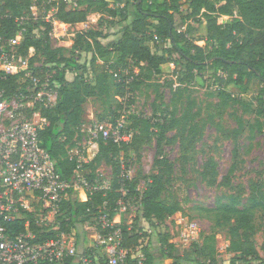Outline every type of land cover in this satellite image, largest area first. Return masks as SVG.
I'll use <instances>...</instances> for the list:
<instances>
[{
	"label": "trees",
	"instance_id": "obj_1",
	"mask_svg": "<svg viewBox=\"0 0 264 264\" xmlns=\"http://www.w3.org/2000/svg\"><path fill=\"white\" fill-rule=\"evenodd\" d=\"M69 1L0 0V35L12 38L22 27L26 28L20 48L22 56L28 57L34 49L30 66L33 68L38 62L42 63V67L36 69L39 75L55 72L50 83L58 90L59 99L54 108L41 109L48 125L40 131V140L56 162L61 176L72 181L80 171L77 158L71 157L69 151L81 139L89 100L100 102L104 107L103 112L96 115L99 122L115 123L125 111L121 99L129 92L146 88L155 94L154 112L147 117L133 115L128 118L129 129L135 132L129 145L119 147L102 140L98 143L99 150L88 166L90 173L86 179L89 183L94 182L97 177L95 166L104 162L113 170L110 190L89 193L85 202L72 194L61 203L55 224L50 226L40 223L39 209L23 211L20 220L7 225L9 236L32 232L35 243H46L62 235H75L78 242L84 240L88 233L100 230L98 217L102 211L110 217L115 215L118 202L124 198L122 189L126 190V199L140 201V219L153 227L172 220L184 211V205L169 194L175 182L176 165L165 149L179 146L180 168L182 173H187L196 163L197 146L204 139L207 126L213 125L226 140L233 141L234 149L233 164L218 184L230 194L218 198L214 208L193 209L198 218L211 224V232L204 233L203 245L184 259L172 243V234H158L156 255L149 250L151 242L144 251L149 262L154 264H185L184 260L191 259L195 252L204 260L211 259V264H219L216 238L220 232L228 230L229 251L237 255L233 262L264 264L254 242L258 231L256 216L258 213L264 216V170L263 179L251 181L249 190L233 184L239 165L244 163L240 141L245 138L251 149L256 136L264 135V0H142L141 4H138L139 0H116L118 6L123 5L117 9L111 8L109 0H76L77 8L71 7ZM33 5L39 7L37 20L31 15ZM130 7L133 8L132 22L123 28L118 41L108 45L103 43L107 37L89 30L78 33L70 47L64 39H58V45L54 46L53 27L42 20L43 11H46L53 12L52 19L70 26L86 23L95 14L127 22ZM21 17L28 18L23 25L16 22ZM224 17L228 20L224 21ZM203 20L206 26L204 47L198 46L194 39V24ZM37 31L38 36L35 35ZM155 37L158 41L152 47ZM81 51L91 55L92 75L82 74L70 82L69 69L87 71L85 65H78L74 59V54ZM171 64L176 68L174 74L178 75L180 84L176 89L173 80L161 82L165 76L164 67ZM135 68L139 69V75L128 91L123 83L124 72L132 74ZM20 77L10 76L0 82L7 97L20 93L30 97L27 83ZM198 80H205L206 96L214 100L205 108L192 97V88ZM230 85L244 92L253 90L254 97L248 100L235 95L228 90ZM166 89L172 94L169 104L165 103ZM225 115L235 122V128H223ZM154 141L155 173L146 179L145 189L140 193L137 179L122 177L120 157L127 158L130 150L140 152ZM217 166L216 160L210 157L201 167V178L208 187L217 186ZM128 228L124 227L123 245L134 251L146 235L136 232L135 227L131 231ZM79 263L77 258L64 261V264Z\"/></svg>",
	"mask_w": 264,
	"mask_h": 264
},
{
	"label": "built area",
	"instance_id": "obj_2",
	"mask_svg": "<svg viewBox=\"0 0 264 264\" xmlns=\"http://www.w3.org/2000/svg\"><path fill=\"white\" fill-rule=\"evenodd\" d=\"M73 6L77 8V3ZM31 15L33 20L39 18L37 5L31 7ZM42 15V20L53 27L52 39L67 37V31L73 26L52 19L53 12L43 11ZM27 19L21 17L16 22L23 25ZM58 26L63 27L61 32H58ZM26 33L27 29L22 27L15 37L0 35V82L10 76L20 75L21 81L27 83L26 90L30 95L29 98L22 93L7 97L5 90L0 87V264H61L78 255L76 236L62 235L46 243H35L32 232L9 236L7 225L20 220L23 211L35 212L41 209L46 216L50 217L51 214L55 217L61 203L72 194L79 201L78 197L83 194L87 201L89 193L107 191L108 187H105L107 182L101 178L89 183L85 177L78 175L79 172L75 180L67 181L58 172L50 153L42 146L40 131L48 125V121L42 117L41 109L54 108L59 93L49 78L36 72L39 68L37 64L33 68L30 66V59L34 56L32 52L35 53V50L31 49L28 57L22 56L20 48ZM155 40L158 41V38L155 37ZM71 45L72 40L67 46ZM170 66L175 73V66ZM174 73L164 76L161 82L173 80L176 89L180 84L178 75ZM138 75V68L132 74L124 72L123 83L128 91ZM134 136L135 132L129 129L128 117L124 113L115 123L96 121L91 125L85 124L81 129L80 141L74 150L69 151V155L75 154L81 170L85 153L101 140L122 147L129 145ZM121 175L130 179L123 165ZM121 193L124 198L118 202L115 215L110 217L102 211L98 217L100 230L90 235L92 248L99 251V254L82 255L80 264H154L149 262L144 249L139 247L133 251L123 245L124 227L128 226L129 231L133 229L124 222V218L130 211L136 213L140 207L132 210L128 198H125L126 190L122 189ZM175 228L172 230V243L181 258H186L196 247L203 245L204 228L200 222L188 220L184 223L175 220ZM234 259L224 264H247L241 260L233 262ZM184 261L185 264L212 263L211 259L198 257L196 252L191 259Z\"/></svg>",
	"mask_w": 264,
	"mask_h": 264
},
{
	"label": "rangeland",
	"instance_id": "obj_3",
	"mask_svg": "<svg viewBox=\"0 0 264 264\" xmlns=\"http://www.w3.org/2000/svg\"><path fill=\"white\" fill-rule=\"evenodd\" d=\"M75 1L76 0H70L69 5L72 7L73 4L76 3ZM115 1L116 0H109L111 8L113 9L119 8L118 4H116ZM122 7L123 5H120V8ZM132 13L133 8L130 7V14L127 22L122 21L121 18L113 19L100 14L91 15L86 23L78 24L71 27L67 31V37L64 40L70 42L71 40H73L74 35L76 36L78 33L93 30L97 31L98 33H101L103 37H107L105 40H103V43L105 45H108L109 43L118 41L120 39L121 31L123 30V28L127 24H130L132 22ZM227 19L228 17H224V21H226ZM194 27L196 29L194 39L197 44L204 47L205 43L203 39L206 37V26L204 20L199 24H194ZM57 28L58 32H61L63 29L62 26H58ZM38 33L39 32L37 31L35 35L38 36ZM156 42L157 41L151 43V46L154 47L156 45ZM53 45H58V40L55 38H53ZM32 54L35 53L32 52ZM67 56H70L69 52L67 53ZM74 59L78 62V65H85L87 67V71L84 73L82 70H78L75 68L69 69V81L73 82L76 77L82 74L91 77L93 68L92 65H90L91 55L85 51L76 52L74 54ZM37 65L39 66V68L42 67V63L40 62H38ZM163 71L165 76H169L174 73L172 66L169 65L165 66ZM54 75V71H48L46 73L43 72V75L41 76L52 80ZM192 89V97L195 98L198 103L203 106V108H205L208 103H214V100H211L206 96L207 83L205 82V80H198L196 85H194ZM228 90L233 94L244 97L248 100L254 97L253 90L249 92H244L233 85H230L228 87ZM164 94L165 103L169 104L172 99V94L168 89L164 91ZM154 99L155 94L153 93V91L147 90L146 88H142L135 93H128L126 98L121 99V102L124 104L125 107L124 114H126L128 118L133 115L151 116L154 112ZM103 109L104 107L100 102L89 100L86 104L85 124L91 125L94 122L98 121L96 115L102 113ZM204 116H206V114H204ZM222 126L225 130H231L236 127V124L232 119L228 117V115H225L222 121ZM216 140H218V142H216ZM240 143L243 147L241 154L244 163L239 165V170L233 179V184L236 187L242 185L249 190V185L251 181H260L263 179L264 135L256 136L255 140L251 142V149L250 142L247 141L245 138L242 139ZM75 148L76 146L72 149L74 150ZM233 149L234 144L232 140H226L221 133L217 132L216 128L213 125L207 126L205 137L202 142H200L197 146L196 163L188 168L187 173H182L179 163V146L175 145L166 147V154L168 155L169 159L176 165L175 182L172 189L169 191V194L174 195L180 201H182L184 205V211L182 213L176 214L172 220H168L164 224H154V227L152 226V224L140 219L141 208H139L136 213H132L130 211L129 215L125 219V223L131 225L133 229L135 227L136 232H138L139 234L146 235L141 240L140 248H148L149 242H151L152 246L149 247V250L153 255H156L158 251V234L167 233L171 235L173 228H175V220L182 221L184 223H186L188 220L198 221L204 228L205 234H209L211 232V224L204 219L198 218L193 209L194 207L214 208L218 198L230 194L229 190L223 187H218V184L228 174V171L233 164ZM98 150V144L92 146L89 150H87L84 155L85 162L83 163V166L79 171L78 175L85 178L89 175L90 168L88 166L96 157ZM155 155L156 141H154L151 146H147L142 149L140 152L130 150L129 156L127 158L124 157V155L120 157V161L122 162L121 164L125 167V172L128 173L130 179H137L138 191L140 193H142L145 189L147 181L146 179L155 173L153 169ZM71 156L74 157L75 154H72ZM210 157L214 158L218 165L217 170L219 173V177L217 180L216 187H208L206 183L202 180L200 175L203 163ZM95 167H97L96 178H101L102 181L107 182L105 187H108V190H110L113 181L112 168L106 165L104 162ZM78 198L81 200L80 202H85V197L83 194H81ZM127 200L130 202L132 210H136L138 207H140V201L138 199L128 198ZM39 218L40 223H43L47 226L55 224V217H53L51 214L50 217L46 216L45 212H43L41 209H39ZM42 218L43 221L41 220ZM255 223L258 227V231L257 234L254 236V242L261 257L264 258V216H262L261 213H258V215L256 216ZM91 233L92 232L88 233L84 240L82 239L77 242L78 255L75 258H77L78 262H81V256L86 253L99 254V251L92 248L93 241L90 239ZM229 241L230 236L228 230L222 231L217 235L216 249L219 264H224L227 261L232 260L233 257H237L235 253L229 251ZM166 262L168 263V261Z\"/></svg>",
	"mask_w": 264,
	"mask_h": 264
},
{
	"label": "water",
	"instance_id": "obj_4",
	"mask_svg": "<svg viewBox=\"0 0 264 264\" xmlns=\"http://www.w3.org/2000/svg\"><path fill=\"white\" fill-rule=\"evenodd\" d=\"M141 2H142V0H139V1H138V4H141Z\"/></svg>",
	"mask_w": 264,
	"mask_h": 264
},
{
	"label": "crops",
	"instance_id": "obj_5",
	"mask_svg": "<svg viewBox=\"0 0 264 264\" xmlns=\"http://www.w3.org/2000/svg\"><path fill=\"white\" fill-rule=\"evenodd\" d=\"M170 66V65H169ZM81 201V200H80Z\"/></svg>",
	"mask_w": 264,
	"mask_h": 264
}]
</instances>
